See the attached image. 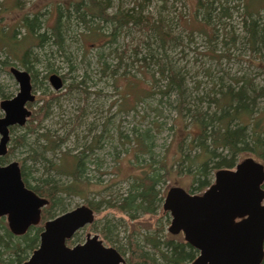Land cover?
<instances>
[{
    "label": "rangeland",
    "instance_id": "rangeland-1",
    "mask_svg": "<svg viewBox=\"0 0 264 264\" xmlns=\"http://www.w3.org/2000/svg\"><path fill=\"white\" fill-rule=\"evenodd\" d=\"M74 1L80 0H0V29L10 34L16 28L17 37L22 38L25 30L17 25L20 19L37 15L39 33L49 35L55 9H61L64 20ZM107 1L108 15L120 7L133 9L140 17H148L151 24L162 26L164 41L140 24L115 32L111 23L96 19L87 26L75 24V13L69 9L72 25L63 34L64 48L59 50L50 43L39 46L37 42L31 47L27 64L34 76L31 111L40 113V118L33 121L34 134H27L24 126L9 133V140L26 135L27 145L6 153L3 164L23 166L32 186L37 185L33 178L67 186L71 178L59 167L60 160L85 152L80 193L57 192V205L45 208L56 217L82 205L98 204L93 225L79 230L68 245L82 243L90 234L117 250H124L132 238L144 251L152 252L144 243L145 237L183 241L182 234L168 233L171 217L163 213V201L152 214L134 213L135 219L107 208V202L125 196L136 177L149 176L162 164V173H168L157 184L159 196L165 197L172 187L190 193L204 154L192 142L199 132V113L218 116L220 110L210 99L222 101L228 90H243L252 118H261L264 126V47L247 40L243 24L251 19L264 22V5H258L264 0ZM94 26L100 33L96 39L87 31ZM162 66L167 70L164 75ZM11 67L24 70L17 59L0 51V101L18 92ZM50 75L59 79L58 88ZM230 125H237V121ZM41 134L57 144L55 151L42 152L48 163L33 161L28 151L29 147L42 151L46 142ZM11 146L9 141L7 147ZM248 157L253 158L243 152L235 160L239 163ZM188 160H193L190 166ZM56 169L64 172L59 174ZM215 172H209L210 185ZM194 193L202 194L199 190ZM3 227L7 228L6 218H0V234ZM30 255L27 250L25 260ZM7 257L4 253L2 260L7 261ZM124 257L131 259L129 251L124 250Z\"/></svg>",
    "mask_w": 264,
    "mask_h": 264
},
{
    "label": "trees",
    "instance_id": "trees-1",
    "mask_svg": "<svg viewBox=\"0 0 264 264\" xmlns=\"http://www.w3.org/2000/svg\"><path fill=\"white\" fill-rule=\"evenodd\" d=\"M259 4L262 6L264 5V3L258 1V5ZM70 6L75 13V24L82 23L87 26V23L96 19L97 21L106 24L111 23L114 32L127 27L130 24H140L144 26L147 31L158 36L159 40L164 41L163 38L165 37V33L162 30V26L151 24L148 17H140V15L133 9L122 10L120 7L115 14L108 15L106 10L110 6V2L107 0H80L74 1ZM248 6H250V3L247 7ZM71 8L69 9L71 10ZM81 8L82 10H80ZM69 9H67L68 15L64 20H62L63 15L61 9L59 7L55 9V16L49 35L46 33H39V30H41V24L37 15H33L31 18L23 16L20 19L17 25L25 30V34L22 38L17 37L16 28L12 29L10 34H7V32H3L0 29V51H4L5 55H11L14 59H17L24 68V71L29 73L31 82L32 79H34V76L30 74L31 68L27 67L29 56L31 55V47L35 45L34 42H37L39 46H42L44 43H50L51 45L56 46L59 50L63 49V34L65 31H69V28L72 25ZM252 10L254 11V8ZM257 21L258 20L255 19L243 21L244 29L248 36L247 40L251 41L252 45L254 41L255 45L260 44L264 47V22L259 23ZM87 31L94 39L100 35L96 26L91 28L88 27ZM112 36H114V34ZM34 59V61L37 62V58L35 57ZM160 71L161 75L167 73V70H165L163 66L160 68ZM51 77L52 76L50 75L49 78L51 79ZM171 85L172 87L176 86L173 82ZM132 86H135V84ZM58 87L59 85L55 88ZM48 100H50L49 97L45 98V102H48ZM248 100L249 99L243 90L239 89L237 92L228 90L222 101L210 99V102L216 105L220 110L218 116L199 113L201 116L198 121L199 132L195 134L196 136H194L195 138L192 142H194L195 146L199 147L204 154L202 155L203 158L200 163L196 167L195 179H193L190 194H195V190L203 192L210 186L208 180L210 171L233 169L237 164L235 160L236 156L243 152L250 153V156L264 165V126L261 125V118H252V112L249 108ZM27 106L31 111V104H28ZM39 118L40 113L37 114L36 112L31 111V115L26 121L27 124L25 123L26 125H23L27 134L35 133L33 121ZM244 118H248L249 120L245 122ZM232 121H237V125L232 127L230 125ZM15 127H11L9 133L15 129ZM40 136L46 143L41 146V152L29 147L28 151L31 153L30 158L33 161L41 159L42 161H46L45 163H48L46 158L42 155V152L47 150H50L51 152L55 151L57 149V144L56 141L52 140L46 134H41ZM144 137L146 138L147 136L144 135ZM9 141H11L12 146L10 148L7 147V154L11 153L15 147H24L27 145L26 135L24 134ZM142 145L148 150L147 145H144L143 143ZM139 150L141 151L140 148ZM223 152H226V154H222ZM65 155L66 154H64V156ZM84 159L85 152H81V154L72 156L71 159L65 157L60 160L61 164L59 163V167H61V170L63 168L66 171H60L59 169H56V171L59 174L64 172L71 178L70 183L67 186H56V182L54 183L53 180H42L41 178H33L37 185L32 186L28 182L29 176L25 173L23 166L20 167L22 181L26 187L30 188L37 195L49 200L48 206L50 205L53 207L58 203V199L56 198L57 192H65L66 194L80 193L79 182L85 170ZM183 161L187 160L183 159ZM190 162L192 163L193 160L189 161V166L191 165ZM0 163H5V158H1ZM187 168L189 167L187 166ZM161 170H164L163 164L157 166V168H153L152 173L149 176L146 175V173L143 176L136 177L125 196L117 199L116 202H107V208L117 209L122 213H128V218L130 219H135L134 213L139 211L143 214L154 213L157 205L162 202L164 197L159 196V192L156 189L157 184L166 176L165 174L168 173V170H165L163 173ZM87 206L94 212L98 211V204L92 205L89 203ZM53 217L54 216H52V214H50L45 208L42 210V221H46ZM2 229L3 230L0 234V263L23 264L26 259L24 256L26 251L28 250L32 252L37 247L39 233L42 228L40 226L31 228L23 236L19 237L13 236L6 227H3ZM144 243L146 246H149L152 252L144 251V247H140L132 240V238L127 240L126 248L124 250L129 251L130 253L131 259H128V264H184L192 262L197 254L196 250L183 241L174 242L173 240H169L167 242H162L158 238L150 236L144 238ZM124 250L120 249L123 253ZM4 253H7V261L2 260ZM261 264H264V257Z\"/></svg>",
    "mask_w": 264,
    "mask_h": 264
},
{
    "label": "water",
    "instance_id": "water-1",
    "mask_svg": "<svg viewBox=\"0 0 264 264\" xmlns=\"http://www.w3.org/2000/svg\"><path fill=\"white\" fill-rule=\"evenodd\" d=\"M18 92L0 101V159L7 153L9 129L25 125L34 101L27 71L11 67ZM53 85L59 79L51 77ZM264 165L245 158L233 169L215 172L213 183L200 195L179 187L170 188L162 209L171 221L168 232L182 233L197 257L190 264H261L264 257ZM48 201L25 187L17 162L0 163V217L14 236H21L40 222L41 209ZM94 212L82 205L47 220L38 247L23 264H123L120 254L106 248L95 235L73 248L66 240L92 223ZM2 264V263H0Z\"/></svg>",
    "mask_w": 264,
    "mask_h": 264
},
{
    "label": "flooded vegetation",
    "instance_id": "flooded-vegetation-1",
    "mask_svg": "<svg viewBox=\"0 0 264 264\" xmlns=\"http://www.w3.org/2000/svg\"><path fill=\"white\" fill-rule=\"evenodd\" d=\"M32 90H33V89H32ZM34 101H35V97H34ZM34 101H33V102H34ZM31 104H32V103H31ZM27 105H28V104H27ZM27 107H28V106H27ZM7 149H8V148H7ZM1 164H2V165H5V164H3V163H1ZM18 165H19V164H18ZM19 167H20V166H19ZM20 171H21V170H20ZM21 178H22V176H21ZM24 185H25V184H24ZM25 187H26V186H25ZM27 188H28V187H27ZM28 189H30V188H28ZM30 190H31V189H30ZM31 191H32V190H31ZM33 192H34V191H33ZM34 193H35V192H34ZM35 194H36V193H35ZM36 195H37V194H36ZM38 196H39V195H38ZM39 197H41V196H39ZM42 198H44V197H42ZM164 198H165V197H163V200H164ZM44 199H46V198H44ZM46 200H47V199H46ZM163 200H162V201H163ZM47 201H48L47 205L44 206V207L41 209L40 222H39L36 226H31V227H29V229H31V228H35V227H39V226H40V223L42 222V210H43L44 208H46V207L48 206V204H49V200H47ZM162 210H163V209H162ZM70 211H71V210H70ZM67 212H68V211H67ZM93 212H94V211H93ZM163 213H168V212L163 211ZM62 214H63V213H62ZM168 215H169V213H168ZM169 216H170V215H169ZM0 218H6V217L4 216V217H0ZM53 218H55V217H53ZM53 218H50V219H53ZM50 219H48V220H50ZM46 221H47V220H46ZM46 221H43V225H44V223H45ZM170 221H171V220H170ZM6 222H7V220H6ZM93 222H94V220H93ZM93 222L90 223V224H88V225H86V226H84V227L92 226V225H93ZM43 225L41 226L42 230H43ZM84 227H83V228H84ZM83 228H81V229H83ZM7 229H8V227H7ZM29 229H28V230H29ZM81 229H79V230H81ZM28 230H27V231H28ZM42 230H41V232H42ZM79 230H78V231H79ZM8 231H9V229H8ZM27 231H26V232H27ZM78 231H76L70 239L66 240V243H65V244H66V246H67L68 248H73V247H75V246H77V245H81V244H83V243L85 242V241H84V242H82V243H78V244H75V245H73V246H69V245H68V243L71 242V240L73 239V237L76 235V233H77ZM9 232H10V231H9ZM41 232H40V233H41ZM40 233H39V235H40ZM168 233H169V232H168ZM169 234H170V233H169ZM179 234H182V233H179ZM179 234H177V235H179ZM23 235H24V234H23ZM23 235H21V236H23ZM87 235H90V234H87ZM170 235H171V234H170ZM177 235H172V236H177ZM13 236H14V235H13ZM93 236H95V235H93ZM93 236L90 235V237H93ZM96 236H97V235H96ZM182 236H183V235H182ZM16 237H19V236H16ZM86 237H87V236H86ZM97 237H98V236H97ZM85 240H86V239H85ZM98 240H100V239L98 238ZM100 241H101V240H100ZM101 242H102V241H101ZM183 242L186 243V242L184 241V238H183ZM38 244H39V237H38ZM38 244H37V247H38ZM186 244H187V243H186ZM102 245H103V244H102ZM103 246H104V245H103ZM189 246H190V245H189ZM37 247H36V248H37ZM104 247H106V248H112L111 246H108V247H107V246H104ZM36 248H35V249H36ZM192 248H193V247H192ZM35 249H34V250H35ZM113 249H115V248H113ZM193 249H194V248H193ZM34 250H33V251H34ZM115 250H116V251L120 254V256L122 257V259H123V261H124L123 264H128V259L124 257V253L121 252L120 250H117V249H115ZM194 250H195V249H194ZM33 251H32V252H33ZM32 252H31V254H32ZM197 255H198V252H197V254H196V257H197ZM29 257H30V256H29ZM196 257H195V258H196ZM25 261H26V260H25ZM25 261H24V262H25ZM190 263H191V262H190ZM190 263H189V264H190ZM2 264H4V263H2Z\"/></svg>",
    "mask_w": 264,
    "mask_h": 264
}]
</instances>
